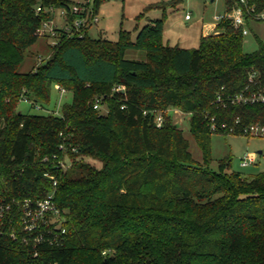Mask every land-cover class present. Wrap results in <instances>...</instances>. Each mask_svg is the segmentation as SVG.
Wrapping results in <instances>:
<instances>
[{"label":"trees","instance_id":"obj_1","mask_svg":"<svg viewBox=\"0 0 264 264\" xmlns=\"http://www.w3.org/2000/svg\"><path fill=\"white\" fill-rule=\"evenodd\" d=\"M104 1L94 0L96 12ZM70 2L0 0V198L45 197L54 188L50 172L66 218V232L54 243L34 247L0 234V264H264V170H234L228 157L213 169L212 134H242L210 126L212 116L220 123H264V103L216 102L219 93L244 89L251 71L258 81L250 87L264 88V41L256 34L258 48L246 51L245 35L229 19L196 48L165 42L164 18L147 22L135 40L124 29L111 40L92 38L89 27L57 28V42L22 71L43 38L37 29L54 17L48 8L70 9ZM224 4L225 11L237 5ZM248 4L252 32L264 0ZM128 49L146 56L129 59ZM54 83L73 94L60 115L20 110L21 101L46 108ZM172 108L191 114L202 162L193 158ZM157 111L165 112L162 127L154 123ZM60 144L77 150H68L67 168L52 159L61 155Z\"/></svg>","mask_w":264,"mask_h":264},{"label":"rangeland","instance_id":"obj_2","mask_svg":"<svg viewBox=\"0 0 264 264\" xmlns=\"http://www.w3.org/2000/svg\"><path fill=\"white\" fill-rule=\"evenodd\" d=\"M162 0H105L98 12L99 21L89 29V35L92 38L100 36L117 40L121 29L130 32L133 40L136 39L138 31L150 21V18H164L165 29L163 38L170 45H179L182 47H198V24L204 19L212 21L217 14L225 13L224 0H178L171 4L169 1L162 7L146 9L150 3ZM57 12V23H63ZM192 15L191 20L186 19V14ZM255 25H257L255 27ZM252 26V25H251ZM254 28V29H253ZM253 31L245 36L244 49L254 51L258 48L256 34L264 41V24L253 23ZM49 40L39 38L38 42L32 47L33 53H29L22 66V71H28L40 62L42 53L48 51ZM36 53V54H35ZM125 56L129 59L142 60L146 56L143 49H128ZM73 94L71 91H63L54 83L51 88V98L46 108L30 107L26 101H21L19 108L23 112L46 113L49 110L55 111L57 115L61 114V108L65 103L71 102ZM105 112L106 107L102 106ZM173 121L183 130L184 136L189 140L190 151L197 162L203 161V154L195 138L190 131L191 114L180 108L169 110ZM262 150V152H259ZM248 153L254 157V164L248 167L240 165V158ZM211 167L218 168L219 161L223 158H230L231 167L234 170L243 173L256 172L264 170V137L232 135L223 133H213L211 137ZM89 161L100 166L98 160L89 158Z\"/></svg>","mask_w":264,"mask_h":264},{"label":"built area","instance_id":"obj_3","mask_svg":"<svg viewBox=\"0 0 264 264\" xmlns=\"http://www.w3.org/2000/svg\"><path fill=\"white\" fill-rule=\"evenodd\" d=\"M70 9L65 7L55 8L50 6L48 11L54 13V17L44 20L42 25L37 29V34L40 37H47L51 44L57 42L56 36L58 29L61 28L67 33H75L82 28L89 29L99 21L98 12L94 9V0H70ZM211 1V0H209ZM236 6L231 11H225L224 14H217L214 19L219 22L222 19H229L233 27L241 30L246 36L251 30L247 20V16L243 7H246L248 12L254 11V6L248 4V0H235ZM40 6L37 10H40ZM57 12L63 23H57ZM255 17L259 22L264 24V9L257 12ZM186 18H191L190 13L186 14ZM252 21H250L251 23ZM82 32V31H81ZM81 34V33H80ZM258 81V72L251 71L248 75V85L234 93L223 95L219 93L216 97V102L223 106L236 104H256L264 103V88H252L250 85L256 84ZM64 90V89H63ZM94 108H99V102H95ZM165 112L157 111L154 116V123L157 127H162L165 121ZM210 126L213 131L223 130L229 133H241L245 136L264 137V123L260 122H241L237 118L233 124L227 121H218L216 116L210 118ZM59 149L61 155L54 154L52 159L57 168H67L71 165V160L68 157V150L77 151L75 148H68L65 144H60ZM49 157L45 156L44 160ZM254 157L245 153L240 158V165L248 167L253 164ZM53 179V190L43 198H25L20 199H5L0 198V234L7 233L14 239H20L26 244H32L36 247L43 241L54 243L63 238L66 229L64 222L66 220L64 212L57 205L55 200V186L57 178L50 172L45 173ZM36 254V252H35Z\"/></svg>","mask_w":264,"mask_h":264},{"label":"crops","instance_id":"obj_4","mask_svg":"<svg viewBox=\"0 0 264 264\" xmlns=\"http://www.w3.org/2000/svg\"><path fill=\"white\" fill-rule=\"evenodd\" d=\"M213 1H216V0H213ZM212 1V2H213ZM157 2H168V1H157ZM157 2H153V3H157ZM151 4V3H150ZM192 15H191V18L187 19V20H191L192 19ZM151 19H154V18H150ZM253 23H260L262 24V22H253ZM253 23L251 22V25L253 27ZM217 24L218 22L214 19V17L212 18V21H205L204 19H202L200 21V24H198V28L197 30L199 31V34H198V42H200V39L202 37H205V36H209V35H213V34H216L218 33L219 31L217 30ZM257 25H255L256 27ZM257 28V27H256ZM165 29V28H164ZM254 29V28H253ZM199 44V43H198ZM178 45V44H177ZM186 48H189V47H186ZM63 90V89H62ZM65 91V90H63ZM259 152H262V150H259Z\"/></svg>","mask_w":264,"mask_h":264},{"label":"water","instance_id":"obj_5","mask_svg":"<svg viewBox=\"0 0 264 264\" xmlns=\"http://www.w3.org/2000/svg\"><path fill=\"white\" fill-rule=\"evenodd\" d=\"M211 1H213V0H211Z\"/></svg>","mask_w":264,"mask_h":264}]
</instances>
